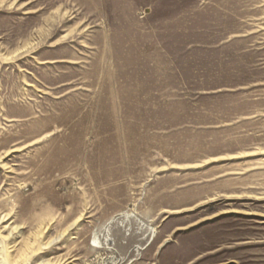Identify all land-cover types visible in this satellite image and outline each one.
Segmentation results:
<instances>
[{"label":"rangeland","instance_id":"rangeland-1","mask_svg":"<svg viewBox=\"0 0 264 264\" xmlns=\"http://www.w3.org/2000/svg\"><path fill=\"white\" fill-rule=\"evenodd\" d=\"M0 264H264V0H0Z\"/></svg>","mask_w":264,"mask_h":264},{"label":"bare ground","instance_id":"bare-ground-1","mask_svg":"<svg viewBox=\"0 0 264 264\" xmlns=\"http://www.w3.org/2000/svg\"><path fill=\"white\" fill-rule=\"evenodd\" d=\"M27 246H28V245H25V246H24V249H26V248H27ZM25 247H26V248H25ZM24 249H23V251H24Z\"/></svg>","mask_w":264,"mask_h":264}]
</instances>
